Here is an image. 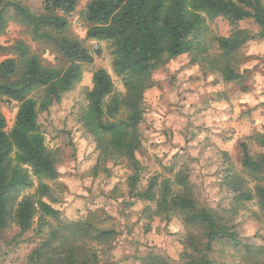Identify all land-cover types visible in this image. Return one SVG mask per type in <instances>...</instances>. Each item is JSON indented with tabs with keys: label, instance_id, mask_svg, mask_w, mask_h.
<instances>
[{
	"label": "rangeland",
	"instance_id": "1",
	"mask_svg": "<svg viewBox=\"0 0 264 264\" xmlns=\"http://www.w3.org/2000/svg\"><path fill=\"white\" fill-rule=\"evenodd\" d=\"M44 1L0 0L5 20L0 32V62L12 58L9 48L22 41L42 66L60 71L67 68L56 44L34 34L33 27L21 22L12 7L17 2L41 16ZM91 1L77 0L61 33L79 42L91 62L80 64L81 79L74 90L40 116L46 148L59 172L56 180L46 182L56 197L52 206L59 215L42 218L39 228L36 215L23 234L10 218L0 232V264H48L47 258L52 259L50 264H59L51 252L44 254L48 248L44 245L52 230L60 232L67 224L89 226L73 243L82 249L78 257L87 264H188L201 255L214 264H253L260 250L264 253V211L259 210L256 198L234 201L227 176L238 177L241 189L252 192L257 181L242 166L241 145L247 146L253 159L264 154V38L258 36L259 28L252 20L237 25L250 36L231 65L240 76L237 80L224 82L209 65L192 63V53L164 58L155 65L144 92L149 109L138 128L141 146L135 158L141 169L130 190L131 168L122 158L105 152L104 143L91 139L75 116L98 69L109 74L114 94H124L122 79L112 70L109 44L86 37L85 12ZM43 31L60 35L49 28L38 32ZM207 33L209 38L228 36L230 27L218 18L208 24ZM18 108L19 103L0 99L7 131ZM181 177L186 178L185 185L177 183ZM150 182L153 199H142ZM164 184L169 185L171 195L187 193L197 206L211 210L225 224H233L242 246L221 240L213 243L211 252L204 251L202 227L186 225L179 213L166 216L157 212L156 200ZM64 235L57 233L49 246L57 247ZM248 248L257 251L255 257ZM258 262L264 264V256Z\"/></svg>",
	"mask_w": 264,
	"mask_h": 264
},
{
	"label": "trees",
	"instance_id": "2",
	"mask_svg": "<svg viewBox=\"0 0 264 264\" xmlns=\"http://www.w3.org/2000/svg\"><path fill=\"white\" fill-rule=\"evenodd\" d=\"M76 6L77 0H45L44 14L35 16L17 2L12 3L20 21L31 25L40 39L53 41L68 66L63 71L42 66L22 41L9 48L12 58L0 62V99L19 103L9 131L0 113V232L7 228L12 217L19 234H23L32 227L36 215L38 228L43 224L42 218L56 219L59 215L52 206L56 197L46 183L56 180L59 172L46 148L40 116L74 90L81 79L80 64L91 62L79 42L61 35ZM85 13L86 37L109 44L112 70L121 77L124 94H114L109 74L98 69L92 74L91 88L83 92L84 103L75 116L91 139L104 143L105 152L122 158L131 168L132 190L141 169L135 158L141 146L138 128L149 109L144 103V92L155 65L164 58L192 53V63L209 65L224 82L237 80L240 76L231 68L234 55L250 39L237 25L252 20L259 28L258 36L264 38V0H93L87 4ZM218 18L228 23L230 33L209 38L208 24ZM4 22L0 10V32ZM41 28L60 35L56 37L50 31L39 33ZM241 151L242 166L257 184L252 192L243 191L238 177L227 176L228 187L234 201L249 202L256 198L259 210L264 211V154L253 159L245 144L241 145ZM186 181L181 177L177 183L185 185ZM152 185L150 182L140 195L142 199H153ZM28 190L33 192L24 194ZM169 191V185L164 184L156 200L157 212L166 216L179 213L186 225L202 227L204 251L211 252L213 243L221 240L242 246L233 224L229 226L211 210L197 206L187 193L171 195ZM86 227L89 228L67 224L60 232L52 230L44 254L51 252L59 264H87L85 258L78 257L82 249L73 245ZM57 233L65 235L57 247L51 248L50 241ZM248 252L254 251L248 248ZM258 256L264 253L260 250ZM258 258L253 264H262ZM46 261L53 263L51 258ZM188 264L214 262L201 255Z\"/></svg>",
	"mask_w": 264,
	"mask_h": 264
}]
</instances>
